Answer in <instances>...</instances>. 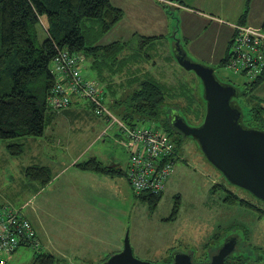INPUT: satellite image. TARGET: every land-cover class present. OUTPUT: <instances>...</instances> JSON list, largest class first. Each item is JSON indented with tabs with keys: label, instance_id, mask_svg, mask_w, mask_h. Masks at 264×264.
I'll use <instances>...</instances> for the list:
<instances>
[{
	"label": "rangeland",
	"instance_id": "1",
	"mask_svg": "<svg viewBox=\"0 0 264 264\" xmlns=\"http://www.w3.org/2000/svg\"><path fill=\"white\" fill-rule=\"evenodd\" d=\"M44 23L45 25H42L43 27L39 29L40 39L43 40L48 36L46 20ZM116 29L117 27L113 30L115 33L118 32ZM174 33L175 31L173 35ZM101 42H104L103 39ZM143 55L146 56L145 53ZM154 55L146 63L144 62L146 60L145 57L139 59L138 56L132 59L131 63L133 66L128 72H125L127 71L126 66H121L119 70H123V73L113 74L110 79L111 82L113 81L110 88L113 91V95L104 93L105 101L108 102L109 106H112L115 101L117 103L119 101L125 102V98L135 93L138 83L135 82L131 86L132 84L129 85L127 81L132 74H136L137 62L143 68L153 69L151 70L153 75L159 77L166 99L164 110L169 113L168 119H170L172 113L178 112L184 115L187 122L192 126L202 125L205 122L207 109L206 99L203 97L204 88L201 79L194 71L186 70L177 62L174 63V67H171L170 65L172 64L170 62H165L166 58L171 56L170 54ZM87 61L86 59L84 65ZM154 63L157 66H163L162 69L154 68ZM86 69L83 70V74L85 73L89 76L90 73L86 72ZM165 70L166 72H164ZM218 73L221 74L225 81L233 82L242 91L247 89V83L252 81L246 75L236 73L233 69L226 67L225 64H218ZM110 81L109 83H111ZM104 82L108 85V81ZM103 89H105L104 86ZM263 91L264 85L258 88L255 93L261 96L260 94H264ZM240 96L241 107L246 113L252 107L242 95ZM110 111L120 116V118L125 113L116 105L113 108L111 107ZM88 113H91L95 118L91 109ZM62 118L63 116L59 117V119ZM65 118L67 119V117ZM75 118L77 120L76 126L77 124L78 126L71 130L70 140L74 151L80 153L83 149L82 146L91 139L92 131L84 132L89 126L90 117H84L83 114H80L72 119L74 120ZM134 123L143 128L163 129L164 134L171 135V140L174 141L177 147V154L182 156L176 160L174 172L170 179L171 182L167 183L168 186L166 185L167 187L162 193L163 197L156 207L151 208L149 203L142 201L132 189L131 191L134 194L131 202L123 203L127 214V229L123 239L126 236L129 237L134 255L142 261L165 264L166 260H172L175 252L182 251L188 254L191 253L194 263L201 264L210 262L212 255L222 248L226 238L235 235L239 237L240 243L237 245L235 255L230 258L231 264H247L249 261L264 260V201L255 197L245 188L231 184L223 173L207 159L196 139L181 133V142L179 143V135L170 133L164 123V117L156 121L147 118L144 114H137ZM160 123L163 124V127L160 126ZM116 131L117 135L114 134ZM104 136L106 137H103V139H100L92 146L90 153L92 154L93 150L102 154L106 152L110 157L117 154L116 157L119 158L120 163L125 166L127 171L126 165H128L127 162L130 159L129 136L125 135L118 125H114L113 129H110L108 134L106 133ZM37 139L39 138L28 136L22 139H11L13 141L0 139V206L3 203H11L19 209L33 195V182L27 177L24 179L19 177L16 174L18 170L16 167L17 165L22 167L26 164L29 165V163L32 164V156L35 153V149L33 150L32 148H34V141ZM17 140H24V143L27 141L25 143L26 152L20 158H13L6 152L8 149L7 145ZM41 198V195H39L34 200V207L41 201ZM176 201L179 202V205H177L178 208L175 211ZM231 202L236 203L231 204ZM28 211L29 209H25L23 213H28ZM33 213H35L34 210ZM33 216V219L36 220L37 215L33 214ZM38 216L43 224L46 225V228L50 230L49 232H52L50 235L54 237V247L51 250L58 253L56 254L58 260L56 264H101L110 257L111 254H108L107 259L104 261L97 259L96 261L85 263H82L77 258L68 260L70 258L67 257L68 252L61 249L64 244L62 236L65 233L66 239L71 244V240L75 239L79 234L78 229L75 227L83 223L77 225V221L72 220L75 222L74 227L71 225L72 221L69 224L67 220L56 218L50 211L41 212ZM107 216L108 214H104L101 216L102 221H98V219L96 221L103 222L104 228L116 236L122 230V227L117 224L114 225ZM86 235H89V229L86 231ZM84 236H80L81 241H83L82 238ZM89 239L86 237V242L83 241L85 247L90 244L103 246L98 239L92 241L90 235ZM40 253L46 254L45 251L40 252V247L38 249L23 247L18 249L13 255L2 254L1 259L6 264H41V260L38 259ZM43 261L48 264L50 258L45 257Z\"/></svg>",
	"mask_w": 264,
	"mask_h": 264
},
{
	"label": "crops",
	"instance_id": "2",
	"mask_svg": "<svg viewBox=\"0 0 264 264\" xmlns=\"http://www.w3.org/2000/svg\"><path fill=\"white\" fill-rule=\"evenodd\" d=\"M111 2L115 7L123 10V16L110 31L101 36L96 43L98 46L120 43V45L125 46L120 53L121 60L123 58L134 59L139 56V59L146 58L145 63L154 54H170L171 56H168L165 62H170L172 64L170 66L174 67V63L177 62L174 53H172L174 42L172 36L175 31L178 32V37L191 58L213 67L224 83L230 82L232 85L235 84L229 80L225 81L218 73V64H224L223 61L229 54L232 37L237 30L236 26L244 24L258 29L264 28V0H111ZM116 27L118 32L115 33L113 30ZM102 39L104 42H101ZM131 60L124 63L123 66L127 67L125 72H128L133 66ZM94 65L95 59L88 58L84 69L87 68L86 72L90 74L88 76L84 73L85 77L95 78L105 87L104 90H107V94L113 95V91L107 89L108 85L111 87L113 82L110 79L113 74L123 73V70L119 71L112 68V71H105V77L102 79L100 78L101 72ZM136 65V74H144L153 70L143 68L137 62ZM154 65V68L157 69L163 67L157 66L155 63ZM104 81H108V85ZM262 85H264V80L253 90L252 96L263 104L264 94L259 96L255 93ZM90 109L91 105L88 102L78 99L67 109L51 113L52 116L46 123L44 135L37 137L39 139L34 141V148L32 149H35V153L33 151L32 164L29 163V165L26 164L22 167L17 165L16 167L18 168L16 174L23 179L27 177L26 170L30 167L49 168L52 173V179L47 183V186L42 185L39 181L30 180L33 182L34 193L19 208L22 212L29 209L28 213L24 214L32 221L38 232L41 243L40 252L45 251V253L55 256L58 254L51 250L54 247V237L50 235L52 232H49L50 230L46 228L38 216L41 212L50 211L56 218L67 220L69 224L72 220L77 221V225L83 223L75 227V222H71V225L78 229L79 234L71 240L70 244L64 233L62 236L64 244L61 248L68 252L67 257H70L68 260L77 258L82 263L97 259L104 261L108 254H116L123 249L125 244L123 237H125L127 229V214L123 203L131 202L134 194L126 177V168L116 157L117 154L110 157L106 152L102 154L93 150L92 154L90 153L92 146L103 137L105 138L104 135L113 129V126H110L111 124H108L103 117L100 118L94 113V118L91 113L89 114ZM80 114H83L84 117H90L89 126L84 132L92 131V137L82 146V151L78 153L73 149L70 132L78 126V124L76 126V118L74 120L72 118ZM62 116L63 118L59 119ZM114 134L117 135V131ZM22 138L25 137L22 136L18 139ZM25 143L24 140L11 142L7 145L6 152L13 158H20L26 152ZM12 144H20L22 153L13 154L10 151ZM92 158L98 159L103 166L113 171H104L103 173L79 167V164L88 162ZM170 182L171 180L168 184ZM39 195L42 197L41 201L34 207V200ZM2 205L17 209L11 203H3ZM33 214L37 215L36 220L33 219ZM104 214H108L107 217L112 220L114 225L117 224L122 227L116 236L104 228L103 222H98L102 221L101 216ZM87 227L91 240H100L102 247L99 244H90L85 247L83 241L86 242V237L89 239V235H86ZM81 235H85L82 238L83 241L80 240Z\"/></svg>",
	"mask_w": 264,
	"mask_h": 264
},
{
	"label": "trees",
	"instance_id": "3",
	"mask_svg": "<svg viewBox=\"0 0 264 264\" xmlns=\"http://www.w3.org/2000/svg\"><path fill=\"white\" fill-rule=\"evenodd\" d=\"M122 16L123 10L115 7L111 0H0V139L44 135L46 123L53 114L48 104V96L56 80L50 65L58 49L68 48L74 53L84 54L87 60L94 58V67L101 72L102 79L105 77V71H112V68L119 70L123 63L132 59L121 60L120 53L125 46L120 43L99 46L96 44ZM44 19L48 36L43 40L40 39L39 29L43 27L41 21L44 22ZM225 61L226 59L223 61L226 66ZM263 80L264 74L247 83L249 89H245L244 91H247L242 94L252 107L245 113V124L250 127L256 124L255 127L262 130L264 103L255 100L252 94ZM127 82L132 84L131 86L135 82L138 83L135 93L125 98V102L115 101L112 106L108 105L109 108L116 105L125 112L121 118L117 114L116 116L130 126L138 125L134 123L137 114H144L156 121L164 117L166 128L170 133L179 135L180 143L181 133L173 127L168 119L169 113L164 110L166 99L159 78L154 77L151 72H146L132 74ZM110 88L108 85V91H111ZM106 103L108 104L107 101ZM90 105L95 113L91 103ZM95 114L103 117L110 126L118 125L108 116ZM161 116L163 117L160 118ZM160 126L163 127V124ZM21 150L20 144L10 146V151L15 155L21 154ZM176 157L178 159L182 156L177 154ZM79 167L103 173L113 171L95 158L79 164ZM26 174L30 180L39 181L44 186L52 179L49 168L30 167ZM137 196L153 208L158 205L163 194L142 193ZM177 205L178 201L175 211ZM45 257L50 258L48 264L58 263L54 254L40 253L38 259L41 264H45ZM171 262L172 260H166L165 264Z\"/></svg>",
	"mask_w": 264,
	"mask_h": 264
},
{
	"label": "built area",
	"instance_id": "4",
	"mask_svg": "<svg viewBox=\"0 0 264 264\" xmlns=\"http://www.w3.org/2000/svg\"><path fill=\"white\" fill-rule=\"evenodd\" d=\"M226 58V67L242 73L252 80L264 74V28L238 24ZM86 56L68 48L58 49L50 69L55 83L48 96L52 112L67 109L75 100L91 103L98 115L112 118L130 142L127 180L133 192L162 194L174 172L176 145L163 129L130 126L110 111L105 101L102 84L83 74ZM41 247L33 223L22 211L7 205L0 206V264L2 254L13 255L20 248Z\"/></svg>",
	"mask_w": 264,
	"mask_h": 264
},
{
	"label": "water",
	"instance_id": "5",
	"mask_svg": "<svg viewBox=\"0 0 264 264\" xmlns=\"http://www.w3.org/2000/svg\"><path fill=\"white\" fill-rule=\"evenodd\" d=\"M172 41V53L177 63L188 71H194L201 79L207 109L205 122L200 126H192L178 112L172 113L170 121L173 127L185 136L196 139L207 159L231 184L245 188L264 201V130L245 124L246 114L238 101L243 91L235 85L224 83L213 67L191 58L185 51L178 32L174 33ZM125 239L123 249L108 257L102 264H156L138 259L129 237L126 236ZM237 242L228 239L212 255L210 262L201 264H227L226 257L235 250ZM192 257L191 253L177 251L169 264H196Z\"/></svg>",
	"mask_w": 264,
	"mask_h": 264
},
{
	"label": "flooded vegetation",
	"instance_id": "6",
	"mask_svg": "<svg viewBox=\"0 0 264 264\" xmlns=\"http://www.w3.org/2000/svg\"><path fill=\"white\" fill-rule=\"evenodd\" d=\"M238 101H239V99H238ZM234 237H236L237 239H234ZM228 239H232L234 242L237 240L238 242L235 244V250L229 255V256H227L226 257V262H227V264H231L230 263V258L233 256V255H235V253H236V251H237V245L240 243V239H239V237L238 236H231V237H229V238H226V240H225V242L228 240ZM224 242V243H225ZM259 263H264V260L263 259H259V260H257V261H255V262H252V261H249L247 264H259ZM169 264V263H168Z\"/></svg>",
	"mask_w": 264,
	"mask_h": 264
},
{
	"label": "clouds",
	"instance_id": "7",
	"mask_svg": "<svg viewBox=\"0 0 264 264\" xmlns=\"http://www.w3.org/2000/svg\"><path fill=\"white\" fill-rule=\"evenodd\" d=\"M41 23H43V21H41ZM43 25H45V23H43ZM53 113H55V112H53ZM126 175H127V173H126ZM171 178V177H170Z\"/></svg>",
	"mask_w": 264,
	"mask_h": 264
}]
</instances>
